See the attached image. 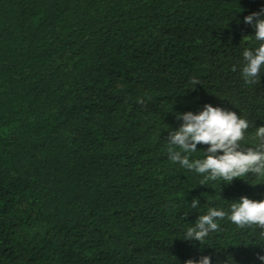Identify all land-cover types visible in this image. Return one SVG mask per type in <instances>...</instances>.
<instances>
[{"label": "trees", "instance_id": "16d2710c", "mask_svg": "<svg viewBox=\"0 0 264 264\" xmlns=\"http://www.w3.org/2000/svg\"><path fill=\"white\" fill-rule=\"evenodd\" d=\"M262 8L264 0H0V264L205 255L264 264L260 230L227 216L201 244L183 239L209 208L264 199V183L248 174L202 185L167 153L176 114L205 104L246 119L241 147L254 146L264 66L256 84L240 67L243 50L259 43L244 16ZM207 147L186 155L202 159Z\"/></svg>", "mask_w": 264, "mask_h": 264}, {"label": "clouds", "instance_id": "9594fccd", "mask_svg": "<svg viewBox=\"0 0 264 264\" xmlns=\"http://www.w3.org/2000/svg\"><path fill=\"white\" fill-rule=\"evenodd\" d=\"M243 22L254 28V39L259 43L254 49L243 50L240 73L245 84H256L260 82L264 66V8L244 16ZM233 71H236V66H233ZM191 83L193 87L200 84L196 79H192ZM176 118L182 123L168 133V158L185 169L201 174L203 179L200 184L217 180L230 183L234 178L248 174L258 177L259 183H264V126L256 128L254 146L241 147L240 142L245 139L249 122L234 111L205 104L198 113H177ZM198 144L208 146L203 152L204 157L190 161L186 154L196 152ZM198 206V199H192L190 207L196 209ZM226 216L238 228L255 226L264 238V199L257 201L241 196L238 202L230 205L227 213L222 209L209 208L206 214L199 215L194 225L186 229L183 239L201 244L210 232L219 230L217 221ZM258 259L264 261V255H259ZM184 264H211V258L205 255L199 260L188 259Z\"/></svg>", "mask_w": 264, "mask_h": 264}]
</instances>
